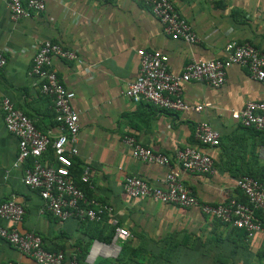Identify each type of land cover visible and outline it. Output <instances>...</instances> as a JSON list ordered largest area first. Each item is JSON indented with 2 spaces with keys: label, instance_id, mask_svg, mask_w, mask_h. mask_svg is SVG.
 Segmentation results:
<instances>
[{
  "label": "crops",
  "instance_id": "obj_1",
  "mask_svg": "<svg viewBox=\"0 0 264 264\" xmlns=\"http://www.w3.org/2000/svg\"><path fill=\"white\" fill-rule=\"evenodd\" d=\"M8 1L0 0V51L7 61L0 70V99L7 96L40 132L55 138L59 130L52 100L40 93L39 81L28 72L41 42L76 51L80 63L52 59L60 82L75 95L72 106L79 118L76 162L82 172L89 170L86 185L91 198L112 206L119 226L129 233L127 240L109 244L94 239L81 264L115 263L121 252V262L130 264H264L262 235L245 240L237 230L217 223L197 207L184 209L132 199L122 188L124 180L132 176L163 188L161 182L169 171L133 159L123 142L128 136L167 155L183 185L207 204L239 197L238 177L224 165L246 167L252 152L264 165L261 139L240 135L239 125L231 119V112L242 109L246 102L264 100V84L244 67L230 68L220 88L197 82L183 85L186 103L208 104L200 112L165 111L122 95L138 75V50L165 54L173 74L193 61L225 58L224 47L231 41L249 43L264 53V0H170L197 36L194 44L164 34L142 0H43L45 11L31 12L16 22L10 19ZM199 123H208L220 139L230 140L226 153L195 141L193 133ZM237 142L241 149L236 148ZM187 146L211 156L214 173L181 171L173 155ZM50 150L41 161L57 165ZM17 154L18 139L6 130L0 109V204L13 201L24 209L20 223L0 219V228L15 226L21 233L39 235L46 250L64 254L65 264L81 258L89 235L106 238L110 234L108 217L100 225L90 226L75 219L59 221L47 212L38 190L23 184L30 161L15 166ZM224 154L234 160L231 166L225 164ZM14 261L35 264L0 237V264Z\"/></svg>",
  "mask_w": 264,
  "mask_h": 264
},
{
  "label": "built area",
  "instance_id": "obj_2",
  "mask_svg": "<svg viewBox=\"0 0 264 264\" xmlns=\"http://www.w3.org/2000/svg\"><path fill=\"white\" fill-rule=\"evenodd\" d=\"M144 6L161 24L164 34L172 40H183L194 44L197 36L188 22L180 16L170 0H142ZM43 0H9L10 19L14 22L30 16L31 12L45 11ZM223 59L198 60L186 64L179 74L169 71L168 57L159 52L138 50L139 72L137 77L122 91V95L135 103L146 102L158 109L173 112H200L208 104L189 105L183 99L182 87L186 83H205L212 88H220L226 80L227 71L233 66L247 69L249 75L264 84V53L249 43L231 41L224 47ZM58 58L80 63L76 51L62 45L44 41L39 44L28 76L39 81V91L53 103L55 121L59 133L50 138L40 132L33 122L18 110L7 96H1L0 109L6 130L18 139V154L15 166L26 161L22 182L33 190H38L45 210L59 221L75 219L79 222L100 223L104 217L110 219L113 228V242L127 240L129 233L118 224L112 206L88 198L77 187L70 173L71 158L78 155L79 118L72 106L74 93L60 82L52 69V59ZM6 57L0 51V70L6 65ZM231 119L241 127L264 133V100L248 101L240 110L231 112ZM194 139L208 148H217L220 135L208 123H199L194 129ZM123 142L130 147L132 158L143 163L167 167L169 171L162 180V187L147 184L139 177H127L123 182V192L132 199H146L157 204L177 208L197 207L202 214L224 225L243 230L247 240L255 235L264 237V225L256 216L264 219V184L248 176L238 177L236 188L244 195L247 204L234 199L223 203L207 204L183 185L177 171L170 168V158L160 152L142 146L133 137H125ZM51 148L57 165L43 164L41 158ZM173 159L179 169L190 174L210 175L214 173L211 156L195 147L177 150ZM89 170L82 172L80 181L87 184ZM24 209L13 201L0 204V219L8 223H20ZM0 237L22 255L30 257L35 264H65L62 252H52L44 248L42 238L33 233H21L15 226L0 228ZM6 264H22L8 262ZM71 264H77L74 261Z\"/></svg>",
  "mask_w": 264,
  "mask_h": 264
},
{
  "label": "trees",
  "instance_id": "obj_3",
  "mask_svg": "<svg viewBox=\"0 0 264 264\" xmlns=\"http://www.w3.org/2000/svg\"><path fill=\"white\" fill-rule=\"evenodd\" d=\"M237 132L242 136L245 135V136H248V137H251L254 139L260 138L261 143L264 144V133H262V132L255 131L254 129H251V128H244L241 126L238 127ZM229 143H230V140H228V139H220V143H219L218 148H221L223 150L222 153H226L225 152L226 144H229ZM237 145L238 146L236 148L241 149L240 143L237 142ZM50 154H54L53 150H50ZM223 156L225 158V164L228 163L231 166L232 163H234V160H232L231 157H230L231 159L228 158L227 154H224ZM71 161H72V166L70 168V173H71V176L73 178L74 184L77 187H79L88 198H91L87 185L82 184L80 181V178L82 175V169L79 168L78 163L76 162V157L71 158ZM224 169H226L231 175H234L237 177L248 176V177L254 178L258 182L264 184V165L260 164L259 161L257 159H255L253 152L250 155V162L246 163V167H240V165H238V166H235V168H231V167H226V165H224ZM238 196L239 197H237V199H236L237 202L242 203V204H247L246 198L244 197L243 194H241L240 191L238 192ZM256 216L259 219H261V221L264 225V219L261 218L260 213H256ZM104 221H105V217L103 218V221L100 223L89 222V221H84L82 223H88L90 226H92V224H95L96 226H98L101 223H103ZM216 222L221 224V225H224L218 221H216ZM234 229L238 231L239 236H241L243 239L247 240L246 234L243 230L236 229V228H234ZM112 237H113V228L111 229L110 234L106 238H101L99 235H96V236L95 235H89L88 239L90 241L87 244H85L84 248H82L81 258L75 260L77 262V264H81V261L84 259V256L86 255V253L88 251V247L90 246L91 241H93L94 239H97V240H100L102 243L109 244L112 240ZM122 250H123V248H122ZM123 255H124V253L121 252L119 260L115 263H110V264H130L126 260H124V262H121V260L123 259Z\"/></svg>",
  "mask_w": 264,
  "mask_h": 264
}]
</instances>
